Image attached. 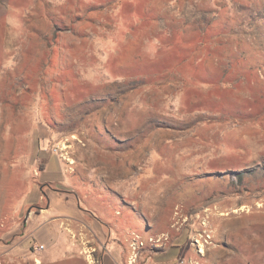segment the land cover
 Segmentation results:
<instances>
[{
    "label": "rangeland",
    "instance_id": "1",
    "mask_svg": "<svg viewBox=\"0 0 264 264\" xmlns=\"http://www.w3.org/2000/svg\"><path fill=\"white\" fill-rule=\"evenodd\" d=\"M70 195L121 264H264V0H0V264L75 252Z\"/></svg>",
    "mask_w": 264,
    "mask_h": 264
},
{
    "label": "crops",
    "instance_id": "2",
    "mask_svg": "<svg viewBox=\"0 0 264 264\" xmlns=\"http://www.w3.org/2000/svg\"><path fill=\"white\" fill-rule=\"evenodd\" d=\"M59 197L57 194L55 195ZM67 198L72 203L74 210L70 213L72 216L64 215L65 211H60V213L54 215L53 217H46L47 221L49 222H57L59 224V230L62 232H66L70 235V239L72 240L71 245L76 246L77 250L75 252H68L66 254H62L61 258H56V254H58V247H61L62 242H60V234L57 231V239L55 243L52 245L51 250L53 252H47L50 248L48 246H45L44 249L38 250L34 247L31 250V255L34 257V263L35 264H87V257L83 256L82 251L79 248L80 241L75 240L73 238V235L70 234V231L74 232V224H77L81 228H85L86 231L90 232L91 236H93V239H97L99 242V245L104 244V247L106 250L103 253L102 256V262L103 264H121V237H116L115 234L108 233L107 229L104 226V223L101 219H98L93 214L90 215V219H86L84 215L85 211L80 207L78 203V199L72 195L67 196ZM48 211H51V208L48 209L47 207H44L41 209V211L38 214L46 215L48 214ZM110 226V224H109ZM186 236V233H182L181 235L174 238V241L170 244L169 247H166L163 250L157 251L151 256H149L147 259H144L143 262L141 261L140 264H160V262H163V264H195L196 262L195 258L189 257L186 259L184 257V254H182V257H170V260L168 261H162L158 260L155 261L156 257L159 253H164L166 251L170 252L172 248L179 247V250L181 252H186L185 246L187 245L188 239L184 240ZM105 242V243H104ZM13 245L10 246L9 249L6 250L7 256L12 258H23L28 256L26 252H19L15 253L12 251ZM34 249V250H33ZM1 250V247H0ZM180 251L178 253H180ZM60 254V253H59ZM58 254V255H59ZM60 256V255H59ZM111 256V260L108 259ZM30 257V256H29ZM26 259V258H25ZM25 259L23 261H25ZM125 263V258H124Z\"/></svg>",
    "mask_w": 264,
    "mask_h": 264
},
{
    "label": "built area",
    "instance_id": "3",
    "mask_svg": "<svg viewBox=\"0 0 264 264\" xmlns=\"http://www.w3.org/2000/svg\"><path fill=\"white\" fill-rule=\"evenodd\" d=\"M164 237V239H168V235H166V236H163ZM162 239V237H159V239H157V240H155L153 237H150V241H154V246H158V245H162L163 244V241L161 240ZM196 241H197V243L200 245V246H202L203 245V243H201L200 242V240L199 239H195ZM160 243V244H159ZM138 245H144V242L143 241H141V240H138L137 238H134V240L132 241V243H131V247H132V250H133V257L135 258V256H137V247H138ZM44 244H40V245H38L37 246V249L38 250H42V249H44ZM160 247V246H159ZM203 247V246H202ZM203 249V248H202ZM89 260V262H91V263H93V259H91V258H89L88 259Z\"/></svg>",
    "mask_w": 264,
    "mask_h": 264
},
{
    "label": "bare ground",
    "instance_id": "4",
    "mask_svg": "<svg viewBox=\"0 0 264 264\" xmlns=\"http://www.w3.org/2000/svg\"><path fill=\"white\" fill-rule=\"evenodd\" d=\"M203 246V245H202Z\"/></svg>",
    "mask_w": 264,
    "mask_h": 264
}]
</instances>
